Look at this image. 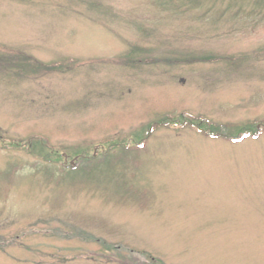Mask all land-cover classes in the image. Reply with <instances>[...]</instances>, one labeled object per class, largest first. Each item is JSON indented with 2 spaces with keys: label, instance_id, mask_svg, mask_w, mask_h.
<instances>
[{
  "label": "rangeland",
  "instance_id": "374dc122",
  "mask_svg": "<svg viewBox=\"0 0 264 264\" xmlns=\"http://www.w3.org/2000/svg\"><path fill=\"white\" fill-rule=\"evenodd\" d=\"M0 264H264V0H0Z\"/></svg>",
  "mask_w": 264,
  "mask_h": 264
},
{
  "label": "trees",
  "instance_id": "16d2710c",
  "mask_svg": "<svg viewBox=\"0 0 264 264\" xmlns=\"http://www.w3.org/2000/svg\"><path fill=\"white\" fill-rule=\"evenodd\" d=\"M260 1H261V0H258V2H260ZM211 133H213V132H211ZM246 135H247V134H246ZM248 135H249V134H248ZM242 137H243V136H242ZM242 137H241V138H242ZM236 138H238V136H237ZM237 140H238V139H237Z\"/></svg>",
  "mask_w": 264,
  "mask_h": 264
}]
</instances>
